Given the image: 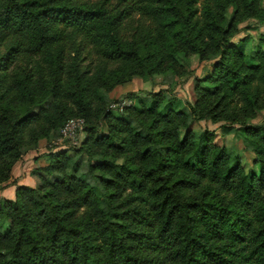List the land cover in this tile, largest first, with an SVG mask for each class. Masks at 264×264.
Segmentation results:
<instances>
[{
  "label": "trees",
  "instance_id": "16d2710c",
  "mask_svg": "<svg viewBox=\"0 0 264 264\" xmlns=\"http://www.w3.org/2000/svg\"><path fill=\"white\" fill-rule=\"evenodd\" d=\"M120 1L121 10L83 0H0V162L12 155L7 167L19 158L26 129L41 119L33 113L13 119L6 99L10 92L34 104L39 86L43 90L47 85V71L54 84L68 74L77 79L82 55L90 48L103 61H135L145 77L151 75L149 56L120 33L137 0ZM138 4L147 16L174 27L180 41L200 57L214 41L221 59L207 80L219 92L203 91L192 115L244 125L242 133L257 156L260 174H246L234 152L215 144L210 131L191 132L181 140L190 115L174 110L178 101L169 98L161 109L166 99L157 94L146 107L151 120L143 124L144 133L131 119L106 113L108 134L87 137L93 147L125 156L135 153L122 163L91 165L110 172L99 179L104 189L91 184L88 174L63 176L52 185L65 189L71 196L67 201L59 203L20 186L16 200L0 206V264H264V125H246L264 109V49L257 46L247 55L249 39L242 47L230 43L233 32L225 17L228 6L238 22L264 17V0ZM41 57L44 65L33 61ZM81 81L79 77L77 96L88 118L87 88ZM80 118H68L63 126ZM60 155L52 157L48 176L69 165V156ZM135 156L150 165L145 170L137 166ZM84 207L87 219L74 221L75 212Z\"/></svg>",
  "mask_w": 264,
  "mask_h": 264
},
{
  "label": "rangeland",
  "instance_id": "374dc122",
  "mask_svg": "<svg viewBox=\"0 0 264 264\" xmlns=\"http://www.w3.org/2000/svg\"><path fill=\"white\" fill-rule=\"evenodd\" d=\"M83 1L88 5L98 4L105 8L119 10L123 8L120 0ZM138 2L142 0H137L135 12L122 25L120 33L126 43L135 42L141 52L149 56L151 75L145 77L143 67L138 62L103 61L95 49L90 48L89 53L84 52L82 55L84 60L79 68L77 79L72 74H68L63 77L62 83L54 84L47 71V85L43 90L39 86L35 92L34 104L30 105L22 101L15 91L7 95L9 113L13 119L31 113L39 114L41 119L26 129L19 158L13 162L12 166L7 167L8 162L13 160L12 155H5L4 160L0 162V206L6 200H16V191L20 186L35 189L41 197L51 195L54 201L59 203L67 201L71 199V196L65 189L57 190L52 185L57 177L63 176L75 179L88 174L91 184L104 189L105 185L99 184V179L102 175L109 177L110 172L106 169L93 170L91 165L102 164L104 160L122 163L125 158L129 159V156L135 153L125 156L115 153L108 147L96 148L87 142V137L90 134L94 137L108 134L111 121L104 120L103 116L106 113L116 118L131 119L134 127L144 133L143 124L148 125L151 120L145 110L157 94H161L166 99L161 109L168 104L169 98L178 101L173 107L174 110H184L190 115L187 125L180 131L181 140L191 132L210 131L214 134L215 144L234 152L246 174H260L261 166L257 162V156L242 133L244 125L231 124L228 120H197L192 115V106L203 91L216 92V94L219 92V86L212 82L208 83L207 80L212 76L214 66L221 59V52L214 41L210 40V45L204 52L205 55L200 57L180 41L174 27H165V21L160 17L147 16L140 10ZM232 13V6H228L225 17L228 28L233 32L230 43L242 47L243 40L249 39L247 55L252 54L257 46L264 49V17L243 18L238 22L232 20ZM65 43L69 49L71 44L67 39ZM172 50L174 56L170 57L169 53ZM71 52L72 49L68 53ZM37 59L44 65L42 57L34 58L33 61ZM79 77L87 88L88 118L82 114L83 107L77 96ZM2 89L5 88L2 87ZM124 100L127 101L126 107L130 106V109L120 116L121 103ZM115 101L121 105L113 109L111 105L116 103ZM71 117H81L74 120H83L84 126L82 129L78 128L75 135L72 133L64 135L62 131L67 123L64 126L63 124ZM50 118L53 119L52 123L48 120ZM246 125H264V109L258 110L256 117L248 120ZM94 129L97 133H93ZM61 153L69 156L67 160L70 161L69 165H66L64 170H53L52 176H48L46 168L51 165L55 156L60 157ZM53 156L54 159H52ZM133 161L144 170L150 165L139 156H135ZM50 191L52 194H49ZM86 219V207L75 212L74 221ZM7 227L6 224L4 229L6 230Z\"/></svg>",
  "mask_w": 264,
  "mask_h": 264
},
{
  "label": "built area",
  "instance_id": "2783aa9c",
  "mask_svg": "<svg viewBox=\"0 0 264 264\" xmlns=\"http://www.w3.org/2000/svg\"><path fill=\"white\" fill-rule=\"evenodd\" d=\"M126 103H127L126 100H124L123 103H121L122 104V106L120 108L121 111H123V109L126 107ZM121 104L120 103H118V104L114 103L113 105H111V108H113V109L114 108H119ZM83 126H84V121L83 120H74V119H72V120L67 122V124L65 125V127H64L62 132H63L64 135H68L69 133H72V134L75 135L77 129L78 128L82 129Z\"/></svg>",
  "mask_w": 264,
  "mask_h": 264
}]
</instances>
